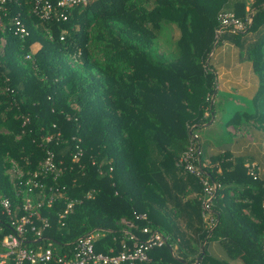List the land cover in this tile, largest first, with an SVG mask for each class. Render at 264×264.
Listing matches in <instances>:
<instances>
[{
  "label": "trees",
  "instance_id": "obj_1",
  "mask_svg": "<svg viewBox=\"0 0 264 264\" xmlns=\"http://www.w3.org/2000/svg\"><path fill=\"white\" fill-rule=\"evenodd\" d=\"M247 2L86 0L69 9L64 20L39 19L32 11L34 0L3 4L0 192L19 201L25 180L51 151L60 161V174L42 180L57 187L60 197L42 212L51 221L47 236L60 252H72L78 239L95 233L94 251H117L120 240L130 244L124 230L143 238L138 231L148 225L166 240L141 264H229L206 253L203 243L210 239L219 240L229 259L264 264V181L248 174L245 159L221 153L203 167L220 185L209 202L210 228L201 215L198 178L177 164L192 128L210 122L222 108L214 101L207 61L221 12L243 20L251 10L243 32H224L258 77L251 112L234 111L228 121L235 129L251 121L264 130V0H251L246 9ZM13 17L26 28L25 36L13 32ZM164 24L179 30L177 55L171 59L154 42ZM35 42L40 46L31 52ZM76 146L82 153L73 161ZM177 173L198 191L193 202L199 219L191 239L185 234L175 239L162 195L167 179ZM67 201L73 203L59 225L55 215ZM134 213H145L146 220Z\"/></svg>",
  "mask_w": 264,
  "mask_h": 264
},
{
  "label": "built area",
  "instance_id": "obj_2",
  "mask_svg": "<svg viewBox=\"0 0 264 264\" xmlns=\"http://www.w3.org/2000/svg\"><path fill=\"white\" fill-rule=\"evenodd\" d=\"M8 0H0V9ZM251 1V0H250ZM86 0H34L32 11L39 19H48L51 16L66 19L69 9L83 5ZM251 11L243 20L235 17L232 12L218 14V27L215 34L224 31L243 32L250 22ZM13 32L20 37L27 34L26 28L17 18H12ZM28 57V55H26ZM45 141L50 136H45ZM196 136L191 134V139L186 149L178 157L177 164L187 173L198 178L201 185V215L205 226H213L214 217L209 210V202L214 196L219 183L209 179L203 170L205 164L200 159V150L196 144ZM198 143V142H197ZM72 154V160L77 161L81 156V149ZM60 161H54L51 151H46L45 156L38 162L37 170L32 172L25 180V188L19 194V201H11L0 192V264H41L54 262L56 264H141L150 261L149 251L162 246L166 237L148 225L140 227L139 233L143 238L124 230L130 244L120 240L117 251L109 250L107 253L96 252L93 249V237L98 233L88 234L77 240L72 252H60L56 244L47 236L51 228L49 216L44 214V208H50L54 200L60 197L57 187L48 186L42 179L46 176L52 178L60 174ZM248 174L256 178L258 174L253 165H248ZM18 176L21 172L15 168L11 170ZM72 201H67L60 212H56V223L70 211ZM264 206V198H263ZM134 218L146 220L145 213H134ZM58 245V244H57ZM153 264H159L154 262Z\"/></svg>",
  "mask_w": 264,
  "mask_h": 264
},
{
  "label": "crops",
  "instance_id": "obj_3",
  "mask_svg": "<svg viewBox=\"0 0 264 264\" xmlns=\"http://www.w3.org/2000/svg\"><path fill=\"white\" fill-rule=\"evenodd\" d=\"M221 34V43L208 55L207 61L214 74V97L220 101L222 108L215 112L210 122L192 128L191 134L196 136L204 164L209 163L210 158L216 154L229 153L232 156H241L246 161L245 165H253L259 178L264 181V130L258 129L251 121L235 129L231 126L230 120L224 123L219 119L223 107L227 108L228 105L232 113L238 110L251 112L252 98L258 90V77L253 71L251 61L233 42L230 33ZM214 125L216 132L219 131L216 137L212 131L207 130ZM196 194H198L196 185L181 176V173L167 179L164 185L162 195L168 200L166 210L168 218L174 224L172 230L177 234L176 240H179L180 234H185L190 239L196 234L195 228L199 219V212L193 200ZM172 247H176L175 242ZM203 248L214 259L226 260L229 264H242L239 260L229 259L217 239L207 240L203 243Z\"/></svg>",
  "mask_w": 264,
  "mask_h": 264
},
{
  "label": "rangeland",
  "instance_id": "obj_4",
  "mask_svg": "<svg viewBox=\"0 0 264 264\" xmlns=\"http://www.w3.org/2000/svg\"><path fill=\"white\" fill-rule=\"evenodd\" d=\"M248 2L246 3L245 5V8L247 9V7H249V3L251 2L250 0H247ZM251 11V10H250ZM231 12V11H229ZM247 35H252V33L250 34H247ZM179 37V30L178 28L173 25V24H164L162 25L160 28H159V31L154 39V42H155V46L157 47L158 51L160 53H163L164 56L166 58H173L177 55V47H176V40L178 39ZM219 37L218 35H216L214 33L213 35V43H212V46H211V49H210V52L209 54L216 49L217 45H219L221 42L218 40ZM40 44L35 42V43H32L31 46H30V50L31 52L35 51L37 48H39ZM78 61H80V59H76ZM215 97H214V101H215ZM216 102V101H215ZM229 107V105H228ZM226 108V107H223V113L221 114V118H219L220 120H222L224 123H227V121L229 120V118L231 119L232 118V112H231V109L230 108ZM204 115H206L204 113ZM219 115V113H218ZM215 122H216V117H215ZM213 127H216L215 125L214 126H211L210 128H208L207 130L208 131H212L213 133V136L216 137V134L218 136L219 134V131L216 132V128H213ZM206 130V131H207ZM214 137V138H215ZM213 138V139H214ZM8 173L12 175V172L8 170ZM56 248L59 249V245H56Z\"/></svg>",
  "mask_w": 264,
  "mask_h": 264
}]
</instances>
